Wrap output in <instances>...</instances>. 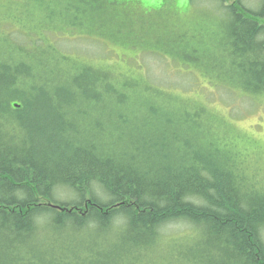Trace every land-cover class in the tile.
I'll use <instances>...</instances> for the list:
<instances>
[{
	"label": "trees",
	"instance_id": "obj_1",
	"mask_svg": "<svg viewBox=\"0 0 264 264\" xmlns=\"http://www.w3.org/2000/svg\"><path fill=\"white\" fill-rule=\"evenodd\" d=\"M119 1L34 0L31 34L11 50L0 39V264H264V194L237 172L243 155L206 142L205 112L172 127L165 113L131 119L151 85L66 43L107 31ZM209 1L228 11L244 90L264 96V0L257 13ZM203 35L218 44L216 30Z\"/></svg>",
	"mask_w": 264,
	"mask_h": 264
},
{
	"label": "rangeland",
	"instance_id": "obj_2",
	"mask_svg": "<svg viewBox=\"0 0 264 264\" xmlns=\"http://www.w3.org/2000/svg\"><path fill=\"white\" fill-rule=\"evenodd\" d=\"M121 1L117 9L107 4L108 12L99 23L106 24L107 31L100 28L85 33L83 36L89 40L83 41L69 35L66 43L77 46L87 57L95 55L96 62L120 74L137 71V77L146 86L151 85L135 95L131 119L137 114V121L144 120L142 115L156 120L165 113L164 119L172 117L165 119L166 124L174 120L172 127L178 125L180 118H187V109L191 114L205 112L202 123L211 131L208 133L201 125L208 136L206 142L216 145L218 155L238 160L239 153L243 155L245 161L239 163L237 172L254 185L255 193L264 194V96L249 94L242 86L246 77L227 44V9L217 6L218 10L209 0H140L127 4ZM241 1L251 11L263 10L262 0ZM32 2L0 0V39L7 50L16 49L19 41L31 34L27 29L33 26L25 22V15L32 9ZM144 4L157 6L156 11ZM92 11L98 14L101 9L92 7ZM259 21L264 24V17ZM209 28L216 30L218 44L208 45L209 38L203 34ZM49 36L53 41L57 34ZM137 77H130L129 81L138 84ZM153 88L164 90L165 95L162 97ZM184 122L190 123L187 119ZM169 229L175 236L186 228L171 225Z\"/></svg>",
	"mask_w": 264,
	"mask_h": 264
},
{
	"label": "bare ground",
	"instance_id": "obj_3",
	"mask_svg": "<svg viewBox=\"0 0 264 264\" xmlns=\"http://www.w3.org/2000/svg\"><path fill=\"white\" fill-rule=\"evenodd\" d=\"M253 12H255V11H253ZM211 153L213 154L214 153V150H211ZM64 197H69V196H64Z\"/></svg>",
	"mask_w": 264,
	"mask_h": 264
},
{
	"label": "water",
	"instance_id": "obj_4",
	"mask_svg": "<svg viewBox=\"0 0 264 264\" xmlns=\"http://www.w3.org/2000/svg\"><path fill=\"white\" fill-rule=\"evenodd\" d=\"M15 106H16V107H18L19 105H18V104H16Z\"/></svg>",
	"mask_w": 264,
	"mask_h": 264
}]
</instances>
